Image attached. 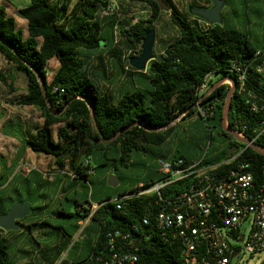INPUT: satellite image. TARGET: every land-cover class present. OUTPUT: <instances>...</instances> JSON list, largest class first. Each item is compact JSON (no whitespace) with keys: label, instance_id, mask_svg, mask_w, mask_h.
I'll use <instances>...</instances> for the list:
<instances>
[{"label":"trees","instance_id":"obj_1","mask_svg":"<svg viewBox=\"0 0 264 264\" xmlns=\"http://www.w3.org/2000/svg\"><path fill=\"white\" fill-rule=\"evenodd\" d=\"M72 1L27 0V5L17 12L18 17L26 22L27 33L7 8L0 6V55L27 80V92L16 100V104L37 109L44 120L41 127H35L36 133H29L26 144L35 153L53 156L58 169L65 170L69 166L74 179L92 182L90 170H106V167L122 179L117 172L128 169L136 153L150 146H162L172 135L171 125L177 118L185 114L182 119H186L197 113V106L192 107L204 95H199L198 90L207 74L219 75V80L232 77L230 67L234 60L246 61L264 47L262 41L253 39L245 28L230 25L226 19L223 25L193 19L189 12L190 15L181 13L173 0H166L171 6L167 13L179 35L167 45L164 54L155 56L145 71H137L131 66L126 70L129 61L119 55L112 75L101 59L99 68L102 73L95 75L89 71L91 58L115 43L114 24L106 39L98 21V14L109 9L110 0H77L71 8ZM128 1L150 10L148 18L127 25L128 30L121 29L128 42L142 45L146 33L154 28L163 11L155 0ZM190 4L206 9L196 2ZM209 5L207 8L212 6L211 1ZM52 60H57L59 66L49 82L48 67ZM102 81L107 85L104 86ZM0 82L12 93L16 92L12 77L0 73ZM214 84L213 81L210 87ZM229 89L224 84L202 102L217 99L221 103L214 118L206 121L199 118L205 129L221 131L222 108ZM237 99L236 94L230 124L240 131L235 124L241 113ZM243 112L242 120L250 126L254 119L250 112ZM135 122L140 125L109 141L120 129ZM55 125H59L56 133ZM19 126L15 123L4 128L6 132H12L19 131ZM244 134L264 147V134L258 138L251 130ZM207 145L205 153L196 161L203 160V166H216L209 172L211 175L225 176L240 164H246L247 171L258 179L264 156L243 147L230 157L226 154L214 158L209 156L210 143ZM157 156L180 157L188 161L180 152ZM189 183L190 180L185 179L165 187L161 190L162 200L174 198L185 191ZM144 185L150 186V183ZM139 190L140 187L124 190L116 197L102 200L95 211L92 206L77 203L73 212H60V215L77 222L91 215L90 220L98 226L96 242L84 264L103 263L106 236L114 230L137 236L152 234L153 238L148 242L151 250L144 252L137 264H179L177 251L159 240L155 228V218L163 202L157 195L135 196ZM127 196L132 197L123 199ZM145 220H148L147 224H144ZM64 233H68L66 229ZM0 264H14L2 235Z\"/></svg>","mask_w":264,"mask_h":264},{"label":"built area","instance_id":"obj_2","mask_svg":"<svg viewBox=\"0 0 264 264\" xmlns=\"http://www.w3.org/2000/svg\"><path fill=\"white\" fill-rule=\"evenodd\" d=\"M230 72L237 83L234 96L237 94L241 109L235 119L238 132L245 136L251 130L258 138L264 134V47L246 61L234 60ZM212 83L213 75L207 74L199 95L206 93ZM226 85L231 87L229 82ZM220 105L217 99L204 104L197 102V114L203 121L210 120ZM244 110L254 119L250 126L242 120ZM155 164L160 180L150 186L141 185L135 196L157 195L163 202L155 218V228L159 240L177 251L179 264H232L234 260L240 262L245 257L264 253V165L256 180L246 164L220 177L211 175L209 172L216 166H203V160L189 162L180 157L157 156ZM185 179L190 180L185 191L162 200V189ZM90 219L91 215L80 226ZM147 223L145 220L144 224ZM151 238V233L137 236L122 230L109 232L102 264H137L140 256L151 250L148 244Z\"/></svg>","mask_w":264,"mask_h":264},{"label":"crops","instance_id":"obj_3","mask_svg":"<svg viewBox=\"0 0 264 264\" xmlns=\"http://www.w3.org/2000/svg\"><path fill=\"white\" fill-rule=\"evenodd\" d=\"M5 1L17 7L18 10L27 5V0H15L16 5H14V0ZM22 1H25L24 5ZM251 1L253 0H226V6L232 8L231 11H235V13L250 11L252 9ZM193 2L206 7V9L210 6V0H186L188 5ZM259 7L257 6L256 10H260L261 7ZM227 20L229 21L228 18ZM262 44L264 45V40H262ZM4 92L8 94L6 89H3L1 93ZM16 100L14 102L0 101V209L5 214L13 203L28 202L31 214L21 221L19 231L0 229V235L5 239L10 258L14 264H84L96 242L98 226L91 220L80 226L81 220L77 222L74 218L60 215V212H73L77 203L83 206H92V211H95L102 200L112 196L116 197L124 190L137 188L146 183L158 182L161 176L155 164L156 156L159 154L172 156L178 151L171 147V137L160 147H147L144 151L134 155L128 169L117 172L122 179L112 173L110 167H106V170L100 169V171H95L92 168L89 172L91 177H97L99 180L97 187L94 186L93 181L90 182L92 186L90 193L89 189L85 188L83 179H74L69 166L65 170L58 169L53 156L45 153L36 156L30 146L26 144L25 140L30 137L29 133H36L35 127H41L42 124H37L31 119L21 121L19 118L14 119L7 116L8 104L19 106L16 104ZM8 118L9 120L3 123ZM194 121L199 126V120ZM15 123L20 125L19 131L6 132L5 125ZM28 130L30 132H27ZM44 156L54 158L51 176H49L50 178L46 177V179L43 173ZM185 157L189 162L197 160L196 156ZM32 161L36 163L37 167L33 166ZM111 174L120 179V184L115 188L107 186L105 183L106 178ZM61 175L73 179L72 188L74 189L71 188L68 191L67 188L59 186L57 188L58 199L54 201L50 196L53 190L52 185H55L56 179H60ZM25 192L28 195L25 196ZM35 203L36 206H34ZM76 226L78 228H75ZM47 227L51 230H47ZM65 229L67 234L64 233ZM54 230H58L59 233L54 235Z\"/></svg>","mask_w":264,"mask_h":264},{"label":"rangeland","instance_id":"obj_4","mask_svg":"<svg viewBox=\"0 0 264 264\" xmlns=\"http://www.w3.org/2000/svg\"><path fill=\"white\" fill-rule=\"evenodd\" d=\"M56 0H51L54 2ZM77 0H73L71 3V8L74 6ZM174 4L177 6L178 10L181 13H188V4L186 0H173ZM211 1V0H210ZM14 5L15 0L13 1ZM22 4H25V1H22ZM4 6L7 8L9 14L14 16L18 22V25L25 32L27 31L26 22L18 17V9L14 7L11 3L6 2L5 0H0V6ZM252 9L250 11H241L236 12L229 6H226L222 12L224 14V18L226 22L230 25L244 27L252 36L253 39L262 41L264 40V0H253L251 1ZM257 6H260V10H256ZM259 7V8H260ZM150 15V10L147 6L140 5L137 3L129 2L128 0H110L109 9L102 11L98 14V21L102 26L103 35L109 38V30L111 25L114 24L113 35L115 37V43L111 47H106L102 53H97L93 55L90 60L89 71L92 73L101 74L102 70L99 68L100 60L102 59L104 65L106 66L107 72L112 75L115 73L117 57L119 55L122 56V59H126L128 55L138 56L140 50H142V45L133 44L128 42L125 37L121 34V29H129L127 25L135 24L138 19L148 18ZM193 19H199L196 16L190 15ZM229 19V21L227 20ZM154 29L156 31V39L154 45V56L161 55L164 53L167 45L176 39L179 35V32L176 26L173 24L171 16L166 11H163L160 20L154 25ZM27 33V32H26ZM108 44V41L105 42ZM59 63L57 60H52L49 63L48 67V81L51 82L53 75L58 69ZM0 73H3L7 77H12L14 79V88L16 92H11L7 86L0 82V101H12L14 102L16 99L26 94L27 92V80L24 74L17 73L12 67L6 62L3 56L0 55ZM219 75L213 76V81L216 83L219 80ZM97 79H101L97 77ZM104 86L107 85L106 81H102ZM6 89L8 94L5 92L2 94V90ZM7 116H11V118H19L21 121L26 120L36 121L37 124H42L44 120L41 118V113L37 109L33 107H23V106H10L8 104V108L6 110ZM9 120H4L3 123H6ZM194 120H199V116L197 113L192 116H188L185 120L181 118H177L175 123H172L173 132L170 136L172 139L171 147L177 149L178 152L184 154L187 157L196 156L199 158L201 155L205 153V147L210 143L209 146V156H213L214 158H221L227 154L228 150V142L226 139H221L219 137V133L217 130H213L215 133L213 134V138L207 136V129H205L199 120V126ZM1 125V124H0ZM59 125L53 126V129L56 133ZM178 131L177 134L176 131ZM27 132H30L28 130ZM208 146V145H207ZM36 156H39L40 153H34ZM44 154V153H43ZM36 159V157H34ZM33 166L37 167L34 161ZM43 173L45 174V179L50 178L51 176V166L54 165V158L51 156H44L43 158ZM86 164V163H85ZM87 165V164H86ZM73 176V175H70ZM108 178H106L105 183L108 185ZM91 181L95 183V187H97V177H91ZM85 188L89 189V192L92 191V186L90 181L83 180ZM73 179L67 178L65 176H60V179H56L55 185H52L51 198L54 201L58 199L59 192L57 193V188L60 186L61 188H67V190H71ZM60 188V189H61ZM77 188V187H76ZM74 188H72L73 190ZM82 190V189H81ZM17 195V194H16ZM25 196L28 195L26 192ZM71 197V195H69ZM9 202V201H8ZM36 206V203L34 204ZM60 222V220H59ZM47 230H51L47 227ZM55 233H59L58 230H54ZM54 237V236H53ZM264 253L254 256L252 258H243L240 262L234 260L232 264H260L263 261Z\"/></svg>","mask_w":264,"mask_h":264},{"label":"water","instance_id":"obj_5","mask_svg":"<svg viewBox=\"0 0 264 264\" xmlns=\"http://www.w3.org/2000/svg\"><path fill=\"white\" fill-rule=\"evenodd\" d=\"M162 11H170L171 6L166 0H155ZM212 6L208 9H202L195 7L194 5L188 6V12L192 16H196L205 20L210 25H223L225 20L223 17V9L226 6V0H211ZM156 39V31L154 28L150 29L143 40L142 52L140 56H133L129 59V65L137 71H145L148 64L155 59L154 45ZM229 82L231 84L225 98L222 108V122L221 129L224 133L229 134L240 144L246 148L252 149L257 154L264 156V147L255 141L249 139L246 136H242L237 130H235L230 124V112L232 109V102L234 99V93L237 87V83L233 77L223 78L212 85L206 93L199 99L198 103H202L212 93H214L220 86ZM197 103L192 107L195 108ZM92 118L95 120V114L91 111ZM140 125L139 122L132 123L122 129H120L109 141L116 140L119 136L129 131L130 129ZM239 147H231L227 156L230 157L233 153L239 152ZM120 184V179L111 174L108 178V185L110 187H117ZM31 214L30 204L28 202H15L11 205L7 213H2L0 209V229L4 231H19L21 229V221Z\"/></svg>","mask_w":264,"mask_h":264},{"label":"flooded vegetation","instance_id":"obj_6","mask_svg":"<svg viewBox=\"0 0 264 264\" xmlns=\"http://www.w3.org/2000/svg\"><path fill=\"white\" fill-rule=\"evenodd\" d=\"M207 136L210 138H213V134L215 133L212 129L211 130H207ZM219 137L221 139H226V141L228 142V146L227 149H230L231 147H239V150H241L243 147H245L244 145L240 144L239 142H237L235 139H233L229 134H226L222 131H219ZM234 154V153H233ZM232 154V155H233Z\"/></svg>","mask_w":264,"mask_h":264}]
</instances>
